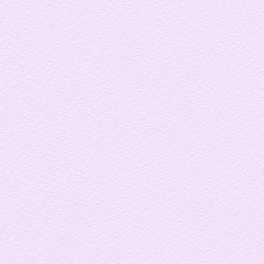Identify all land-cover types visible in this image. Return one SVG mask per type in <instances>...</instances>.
Masks as SVG:
<instances>
[{"label": "snow or ice", "instance_id": "obj_1", "mask_svg": "<svg viewBox=\"0 0 264 264\" xmlns=\"http://www.w3.org/2000/svg\"><path fill=\"white\" fill-rule=\"evenodd\" d=\"M0 264H264V0H0Z\"/></svg>", "mask_w": 264, "mask_h": 264}]
</instances>
